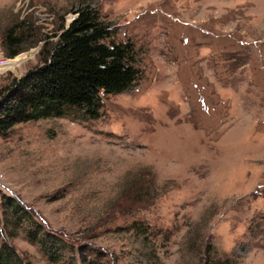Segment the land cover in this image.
Returning <instances> with one entry per match:
<instances>
[{
    "label": "rangeland",
    "instance_id": "obj_1",
    "mask_svg": "<svg viewBox=\"0 0 264 264\" xmlns=\"http://www.w3.org/2000/svg\"><path fill=\"white\" fill-rule=\"evenodd\" d=\"M83 3L107 40L134 43L137 78L102 93L97 117L74 108L0 135V249L21 264H203L209 245L264 264V0H0V87ZM20 19L42 39L5 56ZM2 196L28 220L7 225Z\"/></svg>",
    "mask_w": 264,
    "mask_h": 264
},
{
    "label": "trees",
    "instance_id": "obj_2",
    "mask_svg": "<svg viewBox=\"0 0 264 264\" xmlns=\"http://www.w3.org/2000/svg\"><path fill=\"white\" fill-rule=\"evenodd\" d=\"M75 16L54 32L55 39H44L38 50V62L21 76L12 77L0 87V135L6 134L21 121L60 116L71 109H81L89 117H97L102 93L127 89L137 78L136 51L131 40L116 41L110 36L109 22L100 18L97 8L80 4ZM29 23L20 19L2 32L5 56H15L42 38L31 37L25 30ZM7 225L28 220V212L11 196H2ZM4 214V215H5ZM6 225V226H7ZM35 230L28 233L36 239ZM51 260L59 259L58 241L53 237L41 240ZM203 264H232L211 246L201 255ZM68 264H74L69 260ZM0 264H21L14 247L5 241L0 249Z\"/></svg>",
    "mask_w": 264,
    "mask_h": 264
},
{
    "label": "built area",
    "instance_id": "obj_3",
    "mask_svg": "<svg viewBox=\"0 0 264 264\" xmlns=\"http://www.w3.org/2000/svg\"><path fill=\"white\" fill-rule=\"evenodd\" d=\"M9 59L6 57H0V66L3 65L4 63L8 62Z\"/></svg>",
    "mask_w": 264,
    "mask_h": 264
},
{
    "label": "bare ground",
    "instance_id": "obj_4",
    "mask_svg": "<svg viewBox=\"0 0 264 264\" xmlns=\"http://www.w3.org/2000/svg\"><path fill=\"white\" fill-rule=\"evenodd\" d=\"M12 62V60H10Z\"/></svg>",
    "mask_w": 264,
    "mask_h": 264
}]
</instances>
